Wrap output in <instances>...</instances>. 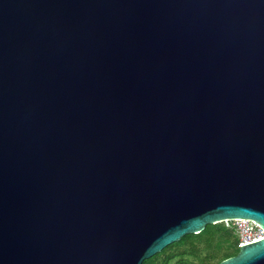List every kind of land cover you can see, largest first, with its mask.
<instances>
[{
  "label": "water",
  "instance_id": "water-1",
  "mask_svg": "<svg viewBox=\"0 0 264 264\" xmlns=\"http://www.w3.org/2000/svg\"><path fill=\"white\" fill-rule=\"evenodd\" d=\"M232 220L264 233V0H0V264H142Z\"/></svg>",
  "mask_w": 264,
  "mask_h": 264
},
{
  "label": "trees",
  "instance_id": "trees-1",
  "mask_svg": "<svg viewBox=\"0 0 264 264\" xmlns=\"http://www.w3.org/2000/svg\"><path fill=\"white\" fill-rule=\"evenodd\" d=\"M238 241L224 222L208 225L200 234L183 236L142 264H219L238 253Z\"/></svg>",
  "mask_w": 264,
  "mask_h": 264
},
{
  "label": "built area",
  "instance_id": "built-area-1",
  "mask_svg": "<svg viewBox=\"0 0 264 264\" xmlns=\"http://www.w3.org/2000/svg\"><path fill=\"white\" fill-rule=\"evenodd\" d=\"M228 227L232 228L237 235L238 247L255 242L264 237L261 228L254 222L245 220H232L225 222Z\"/></svg>",
  "mask_w": 264,
  "mask_h": 264
},
{
  "label": "rangeland",
  "instance_id": "rangeland-1",
  "mask_svg": "<svg viewBox=\"0 0 264 264\" xmlns=\"http://www.w3.org/2000/svg\"><path fill=\"white\" fill-rule=\"evenodd\" d=\"M226 226H227V224L226 223H224Z\"/></svg>",
  "mask_w": 264,
  "mask_h": 264
}]
</instances>
